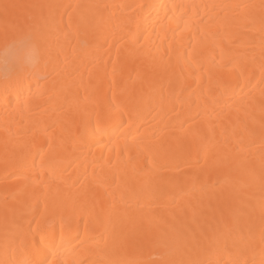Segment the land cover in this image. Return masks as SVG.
<instances>
[{
	"label": "bare ground",
	"instance_id": "bare-ground-1",
	"mask_svg": "<svg viewBox=\"0 0 264 264\" xmlns=\"http://www.w3.org/2000/svg\"><path fill=\"white\" fill-rule=\"evenodd\" d=\"M0 264H264V0H0Z\"/></svg>",
	"mask_w": 264,
	"mask_h": 264
}]
</instances>
